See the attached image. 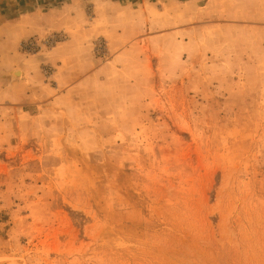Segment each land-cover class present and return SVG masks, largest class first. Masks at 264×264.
<instances>
[{
    "label": "rangeland",
    "instance_id": "1",
    "mask_svg": "<svg viewBox=\"0 0 264 264\" xmlns=\"http://www.w3.org/2000/svg\"><path fill=\"white\" fill-rule=\"evenodd\" d=\"M109 1L0 0V264H264V0Z\"/></svg>",
    "mask_w": 264,
    "mask_h": 264
},
{
    "label": "crops",
    "instance_id": "2",
    "mask_svg": "<svg viewBox=\"0 0 264 264\" xmlns=\"http://www.w3.org/2000/svg\"><path fill=\"white\" fill-rule=\"evenodd\" d=\"M109 4H112V3H111V1L107 0V5H109ZM41 11H42V9H39L37 7L34 8L32 11H27V12L25 11L22 15H19V18L16 19L15 21H21V22H23V20H25L28 17H31L32 15H34V16L41 15L42 14ZM43 11H47V10L43 9Z\"/></svg>",
    "mask_w": 264,
    "mask_h": 264
},
{
    "label": "bare ground",
    "instance_id": "3",
    "mask_svg": "<svg viewBox=\"0 0 264 264\" xmlns=\"http://www.w3.org/2000/svg\"><path fill=\"white\" fill-rule=\"evenodd\" d=\"M16 75H19V73H16Z\"/></svg>",
    "mask_w": 264,
    "mask_h": 264
}]
</instances>
